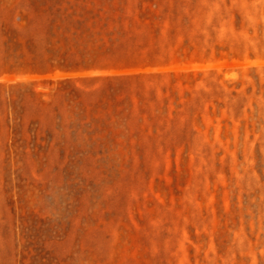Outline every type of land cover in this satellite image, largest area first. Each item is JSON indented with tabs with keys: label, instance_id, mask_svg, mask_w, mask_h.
I'll list each match as a JSON object with an SVG mask.
<instances>
[{
	"label": "rangeland",
	"instance_id": "374dc122",
	"mask_svg": "<svg viewBox=\"0 0 264 264\" xmlns=\"http://www.w3.org/2000/svg\"><path fill=\"white\" fill-rule=\"evenodd\" d=\"M0 264H264V0H0Z\"/></svg>",
	"mask_w": 264,
	"mask_h": 264
}]
</instances>
